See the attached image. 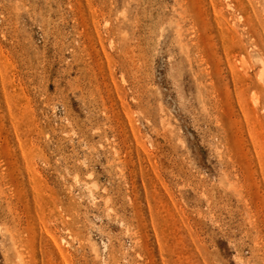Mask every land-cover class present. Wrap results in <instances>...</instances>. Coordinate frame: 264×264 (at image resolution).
<instances>
[{"label": "rangeland", "instance_id": "374dc122", "mask_svg": "<svg viewBox=\"0 0 264 264\" xmlns=\"http://www.w3.org/2000/svg\"><path fill=\"white\" fill-rule=\"evenodd\" d=\"M0 264H264V0H0Z\"/></svg>", "mask_w": 264, "mask_h": 264}]
</instances>
